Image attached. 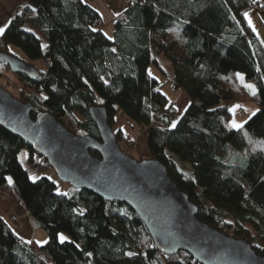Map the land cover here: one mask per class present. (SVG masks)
Returning <instances> with one entry per match:
<instances>
[{"label":"trees","instance_id":"1","mask_svg":"<svg viewBox=\"0 0 264 264\" xmlns=\"http://www.w3.org/2000/svg\"><path fill=\"white\" fill-rule=\"evenodd\" d=\"M124 1L109 38L84 0H26L0 33V51L13 54L16 46L24 61L41 60L44 68L35 66L30 79L0 61V75L19 82L17 98L33 105L32 117L48 111L78 135L98 137L91 106L105 108L112 130L122 114L145 133L150 158L166 167L201 220L264 254V46L244 17L264 0ZM152 52L169 62L170 73ZM152 62L168 75L164 83L188 97L175 122L174 100L148 72ZM245 100L255 101L257 111L233 128L229 107ZM113 132L120 142L122 130ZM22 150L31 167L51 168L0 126V191L25 206L48 240L23 239L0 216V264H200L185 251L157 249L126 204L86 188L60 193L46 177L30 179ZM60 233L69 240L61 242Z\"/></svg>","mask_w":264,"mask_h":264},{"label":"water","instance_id":"2","mask_svg":"<svg viewBox=\"0 0 264 264\" xmlns=\"http://www.w3.org/2000/svg\"><path fill=\"white\" fill-rule=\"evenodd\" d=\"M0 61L13 73L37 77L34 65L13 54L0 51ZM33 109L0 85V126L44 156L61 181L130 207L164 254L185 251L200 264H264V254L249 242L201 220L160 161L124 152L102 105L89 108L98 137L70 131L48 111L32 117Z\"/></svg>","mask_w":264,"mask_h":264},{"label":"rangeland","instance_id":"3","mask_svg":"<svg viewBox=\"0 0 264 264\" xmlns=\"http://www.w3.org/2000/svg\"><path fill=\"white\" fill-rule=\"evenodd\" d=\"M84 1L99 13L100 18H101L99 28L104 32V34L107 37L112 38L113 37V31H114L113 20L116 16L120 15L125 10V8H126L125 1L124 0H84ZM261 6H264V4H261ZM247 11H248L247 16H244V17H245L247 23L251 26V28L255 32L258 39L261 41L262 45L264 46V11L262 12V14H260L261 10L259 8H250ZM10 50L18 58L26 60L25 59L26 57L23 54V52L19 48H17L16 46H11ZM151 55H152L151 56L152 58L156 57L154 52H152ZM156 60H157L158 64L162 68H164L165 72L170 73V71L172 70L171 66H170L169 62L162 55H158V57H156ZM33 65L37 66L39 68H44V64L41 60L33 62ZM148 72L151 76H153L154 78H156L159 81L160 87H161L160 90L166 94V96L169 98V100H174L175 91L171 89L169 82L164 83V81L168 78V75L162 74L154 62H152L149 65ZM237 76H238V79L242 83L246 84L247 86L250 85L251 86L250 89H252V90L254 89L253 84L246 82L240 73H238ZM0 85L3 88H5L8 92H10L13 96L17 97L19 82L10 73H5V74L0 75ZM177 95H178V93H177ZM241 103H253V105L255 106V109L257 110V108H258L256 102L252 101V100L238 101V102L233 103L229 107V110L231 112L230 120L232 122H236L238 119H240L239 123H237L239 125H242L243 123H245L253 115V113L256 112L255 109L244 110V111L240 110V112H239L237 105H240ZM242 116H243V120L240 118ZM119 120H120L119 117H117L116 121H119ZM123 121L125 124H128V121L125 118ZM118 126H119V123H118ZM129 126L132 127V124L129 123ZM129 126L126 129H129V131H131L132 128ZM115 129H116V126L114 125L113 131ZM134 131L135 132H133V133L135 135H137V138L135 141L132 139H129L126 132L124 131V135L122 134L121 140H120V142H118L120 148L124 152L130 154L134 159L142 160V159L150 158L148 148H147V144H146L145 133L142 134L140 131H138V129L136 127H135ZM18 157H19V160H20V163L22 164V166L26 169L30 179L35 180L39 177H46L55 184L57 192L65 193V194H70L72 192L73 187L69 183L61 181L60 179H58L55 171L52 168H46V169L39 171V170L35 169L34 167H31L27 162V152L25 150H22ZM10 180L11 179L9 178V181ZM14 204L15 203L7 195L6 192L0 191V216H4L7 220L10 219V222H11V219L16 217V220H18V223H17L18 228H14L12 226V223H10V224H11L12 229L18 235H20V234L22 235V233H23V235H27V236L32 234V230L29 233L28 231H30V229L26 230L21 226L20 221L22 218V213L16 209H13L12 206ZM39 229H41V231H43L46 234V240L41 241L42 243L38 244V245H43L48 240V235H47V232H45L43 230V228H39ZM60 235H63L64 237H66V239L64 241L69 240V237L65 233H60L58 235L59 240H60V238H59ZM24 238L25 237H23V239ZM30 240H33V238H31Z\"/></svg>","mask_w":264,"mask_h":264},{"label":"crops","instance_id":"4","mask_svg":"<svg viewBox=\"0 0 264 264\" xmlns=\"http://www.w3.org/2000/svg\"><path fill=\"white\" fill-rule=\"evenodd\" d=\"M25 3H26V0H0V28L5 29V27L9 23L12 15L14 13L15 8L18 5H24ZM250 8H259L261 10L260 14H262V12L264 11V6H260V5H253ZM244 13H248V11L246 10ZM177 93H178V95H177ZM174 94H175L174 95L175 96L174 105H175L176 110H177V115L174 118V122H175L178 119L179 115H181L183 113V111L185 110V108L189 104V100H188L186 93L182 90H177V91H175ZM237 107L239 109V112H240V110L244 111V110L255 109V106L253 105V103H241L240 105H237ZM117 117H119L120 120L119 121L115 120L116 128H120L122 130L123 135H124V131H125L128 138L135 141L137 138V135H135L133 133V132H135L134 131L135 127L133 126V124H132V127L129 126V122H128V124H125L123 121L124 116L122 114H118L115 118H117ZM240 118L243 120V116ZM239 121H240V119H238L236 122H232L230 120V124L233 127V123L237 124V123H239ZM118 123H119V126H118ZM127 125L132 128L131 131H129V129H126L128 127ZM12 207H13V209H16L22 213V218L20 221L21 226L26 230L30 229V231H28L29 233L32 230V234H30L28 236L23 235V233H22V235L20 234L19 236L22 238L25 237L24 239H26V240H30L31 238H33V240L37 244H41L42 243L41 241H45L46 240V234L43 231H41V229H39L37 223L30 218L29 213H28L27 209L25 208V206L19 202V203H15Z\"/></svg>","mask_w":264,"mask_h":264},{"label":"snow or ice","instance_id":"5","mask_svg":"<svg viewBox=\"0 0 264 264\" xmlns=\"http://www.w3.org/2000/svg\"><path fill=\"white\" fill-rule=\"evenodd\" d=\"M244 15L245 16H247V13H244ZM4 31V29L3 28H0V33H2ZM248 87H251L250 85L248 86ZM255 94V92L253 91V95ZM254 114V113H253ZM173 127H175V124H173ZM233 127H236V128H241L242 127V125H239V124H235V123H233ZM9 182H11V181H9ZM60 240H61V242H63L65 239H66V237H64L63 235H60Z\"/></svg>","mask_w":264,"mask_h":264},{"label":"built area","instance_id":"6","mask_svg":"<svg viewBox=\"0 0 264 264\" xmlns=\"http://www.w3.org/2000/svg\"><path fill=\"white\" fill-rule=\"evenodd\" d=\"M11 223H12V226L14 227V228H18L17 226V223H18V220H16V217H14L13 219H11Z\"/></svg>","mask_w":264,"mask_h":264}]
</instances>
